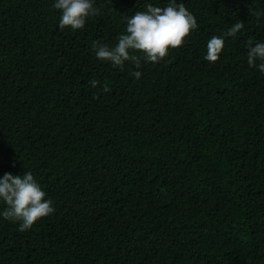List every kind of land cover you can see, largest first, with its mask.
<instances>
[{
  "label": "trees",
  "instance_id": "trees-1",
  "mask_svg": "<svg viewBox=\"0 0 264 264\" xmlns=\"http://www.w3.org/2000/svg\"><path fill=\"white\" fill-rule=\"evenodd\" d=\"M176 2L198 25L184 46L121 70L93 43L168 0H97L76 31L55 0H0V178L30 171L55 208L25 232L0 215V264H264V73L246 47L264 0Z\"/></svg>",
  "mask_w": 264,
  "mask_h": 264
},
{
  "label": "clouds",
  "instance_id": "clouds-1",
  "mask_svg": "<svg viewBox=\"0 0 264 264\" xmlns=\"http://www.w3.org/2000/svg\"><path fill=\"white\" fill-rule=\"evenodd\" d=\"M96 2L97 0H55L53 7L61 12L59 30L83 29L89 17L101 14L100 8L95 6ZM125 19V33L119 35L115 46L100 42L92 45L98 60L110 62L113 67L121 70L126 62L135 65L136 69H140L142 60L158 64L168 56L170 49L183 47L187 37L198 27L195 16L183 2L177 3L176 0H168L165 7L149 3L146 10H138ZM243 28V22H236L223 37H211L203 59L213 64L217 62L225 47V39L236 38ZM252 45L253 41L249 39L246 44L247 63L264 73V43ZM257 61H260L258 65ZM131 75L140 79L142 72L136 70ZM88 83L92 88L101 86L97 79H91ZM101 87L103 92L111 91L107 84ZM46 195L30 171L23 175L5 173L0 178V201L6 204V208L0 215L13 223L19 222L20 232L30 230L40 219L55 212L53 201L46 199Z\"/></svg>",
  "mask_w": 264,
  "mask_h": 264
}]
</instances>
